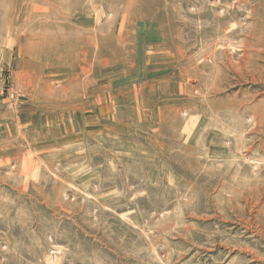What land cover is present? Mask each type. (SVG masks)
I'll return each instance as SVG.
<instances>
[{
	"label": "rangeland",
	"instance_id": "obj_1",
	"mask_svg": "<svg viewBox=\"0 0 264 264\" xmlns=\"http://www.w3.org/2000/svg\"><path fill=\"white\" fill-rule=\"evenodd\" d=\"M0 264H264V0H0Z\"/></svg>",
	"mask_w": 264,
	"mask_h": 264
},
{
	"label": "bare ground",
	"instance_id": "obj_2",
	"mask_svg": "<svg viewBox=\"0 0 264 264\" xmlns=\"http://www.w3.org/2000/svg\"><path fill=\"white\" fill-rule=\"evenodd\" d=\"M245 49H246V48H245ZM246 52H247V51H246ZM245 55H246V54H245ZM245 55H244V56H245ZM83 66H84V65H83ZM236 69H238V70H233V71L237 74L238 77H241V76H240L241 73H240V71H239V68H236ZM251 78L253 79L252 76H251ZM251 78H250V79H251ZM211 82H212V81H211ZM248 94H249V93H248ZM236 95H237V94H236ZM246 95H247V94H246ZM244 96H245V95H244ZM247 97H248V96H247ZM254 122H255V121H254ZM259 260L262 262V259H259Z\"/></svg>",
	"mask_w": 264,
	"mask_h": 264
}]
</instances>
